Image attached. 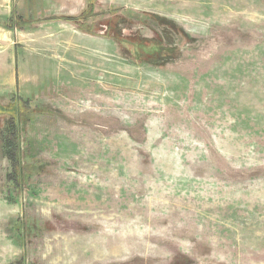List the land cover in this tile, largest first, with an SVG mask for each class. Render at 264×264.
I'll use <instances>...</instances> for the list:
<instances>
[{
  "label": "rangeland",
  "instance_id": "374dc122",
  "mask_svg": "<svg viewBox=\"0 0 264 264\" xmlns=\"http://www.w3.org/2000/svg\"><path fill=\"white\" fill-rule=\"evenodd\" d=\"M20 2L0 264H264V0Z\"/></svg>",
  "mask_w": 264,
  "mask_h": 264
},
{
  "label": "crops",
  "instance_id": "0c3cea01",
  "mask_svg": "<svg viewBox=\"0 0 264 264\" xmlns=\"http://www.w3.org/2000/svg\"><path fill=\"white\" fill-rule=\"evenodd\" d=\"M19 4L20 0H0V90H24L26 87V78L21 74L25 67L18 71L15 65V46L37 22L19 27L27 21H34L19 15ZM59 21L46 23L55 25Z\"/></svg>",
  "mask_w": 264,
  "mask_h": 264
},
{
  "label": "trees",
  "instance_id": "16d2710c",
  "mask_svg": "<svg viewBox=\"0 0 264 264\" xmlns=\"http://www.w3.org/2000/svg\"><path fill=\"white\" fill-rule=\"evenodd\" d=\"M92 0H88V6L87 8L82 12V15H80L79 17H61V16H53V17H48L45 18V20L47 21H51V20H63V21H68V22H78L81 21L83 23V21L86 19V17L89 15L91 8H92ZM119 9L118 8H109V11L111 13H116ZM44 21V19H43ZM32 23H35L34 21H27L23 24H20L19 27H23L25 25H31ZM88 30V29H87ZM145 47V46H144ZM139 50V49H138ZM157 53H159V51L156 50ZM139 53V51L137 52V54ZM28 103L25 100H22L21 98L15 99L10 101L8 104H2L0 103V115H8V130H9V138L6 141V150L9 159L14 162V168H16V160L14 161L13 157H11L10 153L12 151V147H13V139L11 138V135H13L14 133V127L13 125L15 124L16 126H18L20 124V121L22 120H26L27 117V113L31 112V109L27 110V105ZM27 105V106H26ZM28 111V112H27ZM13 124V125H12ZM19 162V160H18ZM17 169V168H16ZM19 169V168H18Z\"/></svg>",
  "mask_w": 264,
  "mask_h": 264
}]
</instances>
